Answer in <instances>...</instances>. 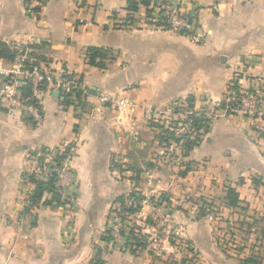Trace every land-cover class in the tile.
<instances>
[{
  "label": "crops",
  "instance_id": "1",
  "mask_svg": "<svg viewBox=\"0 0 264 264\" xmlns=\"http://www.w3.org/2000/svg\"><path fill=\"white\" fill-rule=\"evenodd\" d=\"M39 1L30 15V0H0V43L40 45L42 61L67 67L89 96L66 105L58 91H41L39 127L0 99V264H91L96 256L103 264H264V115L251 121L217 110L186 156L159 144L152 125L189 97L209 112L236 75L243 87H264V0H149L150 8L163 1L195 12L193 36L146 26V6L129 12L127 0ZM88 47L109 51L103 68L87 62ZM9 66L0 57V67ZM101 92L127 104L103 106ZM65 146L74 148L75 211L46 204L48 192L32 205L29 153ZM227 187L238 193L236 207ZM133 191L145 200L135 219L147 243L137 254L109 247L105 234L112 206ZM151 197L167 203L189 249L146 222ZM241 205L256 239L225 248L223 236L243 233L233 227ZM207 206L213 210L196 213Z\"/></svg>",
  "mask_w": 264,
  "mask_h": 264
},
{
  "label": "built area",
  "instance_id": "2",
  "mask_svg": "<svg viewBox=\"0 0 264 264\" xmlns=\"http://www.w3.org/2000/svg\"><path fill=\"white\" fill-rule=\"evenodd\" d=\"M41 3L39 0H30L26 11L30 15H36ZM154 7L156 12L162 11V20L157 23V14L147 16L145 25L155 29H166L182 35L193 36L196 26V15L193 11L182 9L173 2L159 3ZM130 23L123 24L128 26ZM13 59L9 67H0V99L5 103L8 112L17 113L27 118L35 127H39L43 120V107L39 93L44 90H56L61 96L75 98L77 95L83 101L89 96L88 89L82 80L72 73L64 65L53 68L45 61L30 55L34 48L28 44L15 43L10 48ZM24 84L32 86V95L22 93L20 87ZM101 105L119 108L127 103L125 99L115 97L101 92L97 95ZM222 111L225 115H241L251 121L261 119L264 115V87H243L239 84V76L236 75L228 84L227 92L209 112L202 109L205 117L211 119L217 116L216 111ZM165 118L155 117L152 123L163 125L173 133L176 138L185 134H192L194 129L191 120L185 115H177L168 112ZM175 120H178L177 123ZM171 145H177L175 141ZM58 152L60 159L54 160V154ZM74 159L73 147H62L59 150L50 148H37L28 155V173L39 180H46L52 172L55 173V184L61 197V205L67 206L71 211L76 209L77 181L72 169ZM139 194V193H138ZM151 205L152 211L147 219L150 225L159 229L170 226L171 210L167 203L160 199L151 197L146 199ZM145 200L129 198L126 196L123 203L116 201L111 208L107 222L108 246L120 251H140L133 244V237L140 238L144 235L135 215L138 211L124 212L122 207L130 205L140 206ZM175 235H179V228L173 229ZM145 237V236H144ZM147 241V240H146Z\"/></svg>",
  "mask_w": 264,
  "mask_h": 264
},
{
  "label": "trees",
  "instance_id": "3",
  "mask_svg": "<svg viewBox=\"0 0 264 264\" xmlns=\"http://www.w3.org/2000/svg\"><path fill=\"white\" fill-rule=\"evenodd\" d=\"M165 3V2H159ZM156 3L155 5L159 4ZM142 4L146 6L147 10V16H151L152 14H157V23H160L162 20V11L156 12L154 10V7H149L150 1L149 0H127L126 9L129 12H136L138 10V6ZM30 47L34 48V51L30 53L31 56H33L36 59H41L42 56L39 55V48L40 45L37 44H30ZM109 54V51L106 49L98 48V47H88L86 50V57L87 62L90 65H95L99 68L104 67L103 59L107 57ZM14 52L8 47L6 44L0 43V57L5 58L9 61L13 59ZM21 91L25 95H32V86L30 84H24L20 87ZM63 104L69 105V104H80L82 100L77 95L75 98H70L68 96H62ZM171 113L177 114V115H185L187 119L191 120V126L194 129V132L192 134H185L181 136L180 138H176L171 131H169L167 128H164L163 125H158L155 123H152V125L159 129V133L157 134V140L159 144L163 146H169L171 141H175L177 145L181 148V151L183 155H187L190 150H192L195 146H197L201 139L203 138L204 134L207 132L209 127V120L207 117H205L204 112L202 110H196L194 108L193 99L191 97L187 98L183 102H176L174 103L171 108ZM178 120H175L177 123ZM60 159V155L58 152H55L54 154V160L58 162ZM140 170L135 171V175L133 177H130L131 179L137 181L139 178ZM30 180L35 183V188L33 190V193L30 197V201L32 205H37L39 201L41 200L43 194L45 192H48L52 195L51 200L46 201V204H52L56 202V204H59L61 202V197L58 192V188L55 184V173L52 172L51 175L46 180H39L34 178L33 175H29ZM129 198H134L137 200L138 198H142L140 194L137 193V191H133L130 194L127 195ZM126 196H121L117 199V201H120L123 203L124 198ZM226 200L227 204L230 207H236L238 205L239 199H238V193L237 191L232 187H227L226 189ZM140 206H133L130 205L128 207H122V211L124 212H134L139 211ZM147 222H150L149 219H146ZM105 234H109V229H106ZM104 240H106V237H103ZM134 241V245L136 248L140 247V249H143L146 246V238L140 237L132 238ZM133 254H137V251L132 252ZM243 262L250 263L251 258H246L243 260ZM91 264H103V261L96 256L92 259Z\"/></svg>",
  "mask_w": 264,
  "mask_h": 264
},
{
  "label": "rangeland",
  "instance_id": "4",
  "mask_svg": "<svg viewBox=\"0 0 264 264\" xmlns=\"http://www.w3.org/2000/svg\"><path fill=\"white\" fill-rule=\"evenodd\" d=\"M207 204H208V202H206ZM245 208H243V206L241 205V206H238V210L235 212V216H237V220H236V222H234L235 224H237V225H234L233 227L236 229V228H238L239 227V225L241 226V228H243L244 227V230H243V233H238V235H237V238H235V237H233V238H227V239H225L224 237L225 236H223L222 238V241H221V243H222V245H223V247H225V248H227L230 244L232 245H237V247L238 248H235V250H239V248H240V243H241V241H245L247 238L249 239V238H251L252 239V241H254L256 238H255V235H254V233H253V231L252 230H249V228H251L252 227V224L250 223L251 221H246L245 220V217H246V215L245 214H243V210H244ZM211 211V210H213V208L212 207H210V206H207V207H205L204 209L203 208H201V209H198L197 210V214H204V213H207V211ZM234 216V217H235ZM241 217H244L243 218V221L242 222H240L239 221V219L241 218ZM170 220H172V217H170ZM246 225H247V228H246ZM230 227H232L231 225H230ZM174 228H179L178 227V225H175V224H170V226L167 228V231H168V235H169V238H170V240H172L173 242H177V243H183L184 244V246H185V249H189L188 247L189 246H186L185 245V242H182V241H179V236L178 235H175V232H173L174 230ZM222 230H225V229H222ZM229 232H231L230 230H228V232L227 233H229ZM234 233V232H233ZM257 237V236H256ZM231 239H233L234 241H237V242H231ZM256 244L254 243V242H250V249H252V246H255ZM193 258V255L192 256H185V258H183V261H191V259Z\"/></svg>",
  "mask_w": 264,
  "mask_h": 264
}]
</instances>
